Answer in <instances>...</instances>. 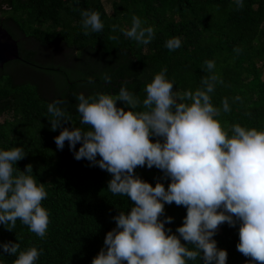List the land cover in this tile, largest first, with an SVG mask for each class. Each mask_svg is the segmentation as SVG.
Here are the masks:
<instances>
[{
  "label": "trees",
  "instance_id": "1",
  "mask_svg": "<svg viewBox=\"0 0 264 264\" xmlns=\"http://www.w3.org/2000/svg\"><path fill=\"white\" fill-rule=\"evenodd\" d=\"M104 1L0 0V25L18 41L21 58L0 69V117H4L0 150L23 148L27 155L14 165V175L32 165V175L47 192L42 207L49 214L44 238L19 219L11 231L0 224V245L11 242L19 243L20 251L42 250L36 264H91L104 247L106 234L116 228L113 217L134 206L127 196L107 190L109 173L86 159L77 161L67 141L63 150L55 144L63 128L91 130L76 110L79 94L115 96L126 85L142 102L146 85L165 68L166 79L174 81L173 90L181 92L202 88V78L216 74L223 83L210 94L212 103L220 107L228 98L231 108L217 117L224 128L238 123L264 131V0H243L242 9H237L235 0ZM83 10L100 14L102 31L84 34ZM133 16L143 27L154 29L149 44L121 31L131 28ZM174 37L181 39V47L170 51L165 44ZM209 60L215 62L212 73L205 64ZM105 75L111 83L104 81ZM54 100L63 101L60 107L70 121L56 131L50 123L55 117L47 110ZM117 107L125 105L117 101ZM135 174L153 187L160 182L167 189L171 183L155 167H137ZM186 212L183 206L165 204L160 220L173 218L165 224L172 230L169 234L179 236L176 228L182 226ZM239 226V221L235 227L220 225L213 237L217 248L227 251L226 264H256L237 250ZM181 242L194 250L182 238ZM16 258L0 247V264H13ZM188 264L204 261L197 258Z\"/></svg>",
  "mask_w": 264,
  "mask_h": 264
},
{
  "label": "clouds",
  "instance_id": "2",
  "mask_svg": "<svg viewBox=\"0 0 264 264\" xmlns=\"http://www.w3.org/2000/svg\"><path fill=\"white\" fill-rule=\"evenodd\" d=\"M235 3L237 9L244 7L243 0ZM81 17L85 35L89 30H103L98 12L83 10ZM142 24L133 16L131 28L121 31L147 45L154 29ZM116 28L113 25L112 30ZM165 46L175 51L181 47V39H169ZM205 64L212 73L215 62ZM166 72L165 68L155 74L146 85L142 102L126 85L115 96L97 93L86 98L79 94L76 110L81 123L91 130L63 128L54 138L59 150L67 141L77 161L86 159L109 173L112 179L107 190L114 196H127L134 205L130 212L113 217L116 228L106 234L104 247L91 264H188L197 258L204 264H226L228 253L217 248L213 237L220 225L235 227L238 221L237 250L256 264H264V131L238 123L230 130L224 128L217 117L230 113L231 108L228 98L220 107L212 103L210 94L217 83H223L216 74L203 77L202 88L181 92L173 90L174 81L166 79ZM103 79L111 83L110 76ZM117 101L128 110L117 107ZM62 103L54 100L47 106L55 117L50 121L52 131L61 128L62 122H70ZM152 137L163 142H152ZM77 144L81 145L78 150ZM26 155L22 147L0 150V224L11 231L19 219L44 238L49 225V214L42 207L47 197L44 184L37 183L31 164L14 175V165ZM144 166L169 177L167 189L160 182L153 187L135 174L137 167ZM173 203L187 210L182 226L176 228L179 236L165 229L172 217L160 220L165 204ZM0 247L17 256L13 264H36L42 253L36 247L20 251L19 243Z\"/></svg>",
  "mask_w": 264,
  "mask_h": 264
},
{
  "label": "water",
  "instance_id": "3",
  "mask_svg": "<svg viewBox=\"0 0 264 264\" xmlns=\"http://www.w3.org/2000/svg\"><path fill=\"white\" fill-rule=\"evenodd\" d=\"M20 59L18 41L0 25V69L5 64Z\"/></svg>",
  "mask_w": 264,
  "mask_h": 264
},
{
  "label": "rangeland",
  "instance_id": "4",
  "mask_svg": "<svg viewBox=\"0 0 264 264\" xmlns=\"http://www.w3.org/2000/svg\"><path fill=\"white\" fill-rule=\"evenodd\" d=\"M104 1V0H103ZM104 4H105V8H106V10L108 11V12H110V9H109V6L107 5V3L104 1ZM2 15L0 14V17H1ZM3 119H4V117L2 116V117H0V123L3 121Z\"/></svg>",
  "mask_w": 264,
  "mask_h": 264
}]
</instances>
